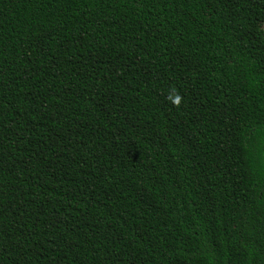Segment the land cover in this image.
Wrapping results in <instances>:
<instances>
[{
    "label": "trees",
    "instance_id": "obj_1",
    "mask_svg": "<svg viewBox=\"0 0 264 264\" xmlns=\"http://www.w3.org/2000/svg\"><path fill=\"white\" fill-rule=\"evenodd\" d=\"M0 264H264V0H0Z\"/></svg>",
    "mask_w": 264,
    "mask_h": 264
}]
</instances>
